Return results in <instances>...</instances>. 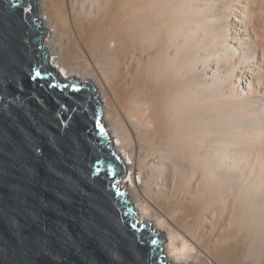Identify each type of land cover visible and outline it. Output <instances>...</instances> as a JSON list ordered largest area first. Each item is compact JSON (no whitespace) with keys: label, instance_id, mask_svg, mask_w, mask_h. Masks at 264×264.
Segmentation results:
<instances>
[{"label":"bare ground","instance_id":"obj_1","mask_svg":"<svg viewBox=\"0 0 264 264\" xmlns=\"http://www.w3.org/2000/svg\"><path fill=\"white\" fill-rule=\"evenodd\" d=\"M34 15L51 68L99 91L119 187L165 261L264 264V0H37Z\"/></svg>","mask_w":264,"mask_h":264},{"label":"water","instance_id":"obj_2","mask_svg":"<svg viewBox=\"0 0 264 264\" xmlns=\"http://www.w3.org/2000/svg\"><path fill=\"white\" fill-rule=\"evenodd\" d=\"M36 5L0 0V264H168L119 187L99 91L51 68Z\"/></svg>","mask_w":264,"mask_h":264},{"label":"rangeland","instance_id":"obj_3","mask_svg":"<svg viewBox=\"0 0 264 264\" xmlns=\"http://www.w3.org/2000/svg\"><path fill=\"white\" fill-rule=\"evenodd\" d=\"M74 80H75V78H74ZM76 80H79V79H76ZM138 178L136 177V180H137ZM127 180V178L124 180V181H126ZM165 243V241L163 242V244Z\"/></svg>","mask_w":264,"mask_h":264},{"label":"snow or ice","instance_id":"obj_4","mask_svg":"<svg viewBox=\"0 0 264 264\" xmlns=\"http://www.w3.org/2000/svg\"><path fill=\"white\" fill-rule=\"evenodd\" d=\"M37 75H39V73H37Z\"/></svg>","mask_w":264,"mask_h":264}]
</instances>
